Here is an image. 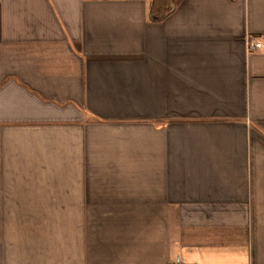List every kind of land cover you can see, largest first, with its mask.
<instances>
[{"label":"crops","instance_id":"crops-1","mask_svg":"<svg viewBox=\"0 0 264 264\" xmlns=\"http://www.w3.org/2000/svg\"><path fill=\"white\" fill-rule=\"evenodd\" d=\"M151 2L0 0V264H264V0Z\"/></svg>","mask_w":264,"mask_h":264},{"label":"trees","instance_id":"trees-1","mask_svg":"<svg viewBox=\"0 0 264 264\" xmlns=\"http://www.w3.org/2000/svg\"><path fill=\"white\" fill-rule=\"evenodd\" d=\"M183 0H152L151 17L154 21H162L171 16Z\"/></svg>","mask_w":264,"mask_h":264},{"label":"built area","instance_id":"built-area-1","mask_svg":"<svg viewBox=\"0 0 264 264\" xmlns=\"http://www.w3.org/2000/svg\"><path fill=\"white\" fill-rule=\"evenodd\" d=\"M262 48V44H251V50H255V49H261Z\"/></svg>","mask_w":264,"mask_h":264}]
</instances>
